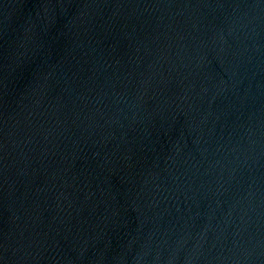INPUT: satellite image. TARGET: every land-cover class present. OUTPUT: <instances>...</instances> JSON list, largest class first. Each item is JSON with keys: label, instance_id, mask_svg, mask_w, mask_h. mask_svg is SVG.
Listing matches in <instances>:
<instances>
[{"label": "water", "instance_id": "water-1", "mask_svg": "<svg viewBox=\"0 0 264 264\" xmlns=\"http://www.w3.org/2000/svg\"><path fill=\"white\" fill-rule=\"evenodd\" d=\"M0 264H264V0H0Z\"/></svg>", "mask_w": 264, "mask_h": 264}]
</instances>
